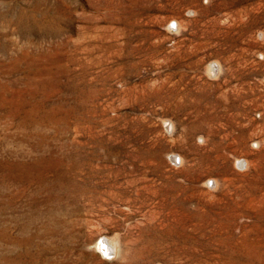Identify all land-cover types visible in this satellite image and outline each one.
Segmentation results:
<instances>
[{"label": "rangeland", "instance_id": "374dc122", "mask_svg": "<svg viewBox=\"0 0 264 264\" xmlns=\"http://www.w3.org/2000/svg\"><path fill=\"white\" fill-rule=\"evenodd\" d=\"M0 264H264V0H0Z\"/></svg>", "mask_w": 264, "mask_h": 264}, {"label": "bare ground", "instance_id": "6f19581e", "mask_svg": "<svg viewBox=\"0 0 264 264\" xmlns=\"http://www.w3.org/2000/svg\"><path fill=\"white\" fill-rule=\"evenodd\" d=\"M182 159H183V158H182ZM246 165H248V163H247ZM215 182H216V181H215ZM240 198H241V197H240ZM242 198H243V197H242ZM248 199H249V198H248ZM249 200H250V199H249ZM252 205H253V204H252ZM247 208H248V207H247ZM253 209H254V208H253ZM242 212H243V211H242ZM114 238H115V237H114ZM247 238H248V237H247ZM242 239H243V238H242ZM106 240H107V239H106ZM106 240H102V242L99 241V242H100V245H99V246H100V247H103V246L105 245V246H106L105 248H107V249L109 248L110 250H112V249L114 250V249H115V246H114L115 244L112 243L113 240H112L111 242H110L109 240H107V241H106ZM252 242H253V241H252ZM256 242H257V241H256ZM102 245H103V246H102ZM245 247H247V246H245ZM105 248H104V249H105ZM116 248H117V247H116ZM237 248H238V247H237ZM258 248H259V247H258ZM247 249H248V248H247ZM246 256H247V255H246ZM244 257H245V256H244ZM254 257H255V256H254ZM240 261H241V260H240Z\"/></svg>", "mask_w": 264, "mask_h": 264}, {"label": "water", "instance_id": "95a60500", "mask_svg": "<svg viewBox=\"0 0 264 264\" xmlns=\"http://www.w3.org/2000/svg\"><path fill=\"white\" fill-rule=\"evenodd\" d=\"M106 246L104 245L103 248H105Z\"/></svg>", "mask_w": 264, "mask_h": 264}, {"label": "built area", "instance_id": "2783aa9c", "mask_svg": "<svg viewBox=\"0 0 264 264\" xmlns=\"http://www.w3.org/2000/svg\"><path fill=\"white\" fill-rule=\"evenodd\" d=\"M104 249V248H103Z\"/></svg>", "mask_w": 264, "mask_h": 264}]
</instances>
